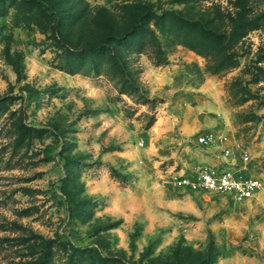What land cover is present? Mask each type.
Returning a JSON list of instances; mask_svg holds the SVG:
<instances>
[{"label":"rangeland","instance_id":"obj_1","mask_svg":"<svg viewBox=\"0 0 264 264\" xmlns=\"http://www.w3.org/2000/svg\"><path fill=\"white\" fill-rule=\"evenodd\" d=\"M0 11V264H264V0H0ZM107 14L128 44L97 70L89 56L61 69ZM232 19L250 24L228 50L204 44L206 32L229 38ZM209 131L261 179L252 198L173 184L219 162L221 146L196 142Z\"/></svg>","mask_w":264,"mask_h":264},{"label":"built area","instance_id":"obj_2","mask_svg":"<svg viewBox=\"0 0 264 264\" xmlns=\"http://www.w3.org/2000/svg\"><path fill=\"white\" fill-rule=\"evenodd\" d=\"M197 142L221 146L225 158L233 157L232 148L226 142V135L222 133L209 131L200 134L197 136ZM240 155L247 160L248 150L242 148ZM172 182L183 190L223 193L237 200L252 198L262 188V181L258 176L243 172L233 162L194 165L189 169L178 171L173 176Z\"/></svg>","mask_w":264,"mask_h":264},{"label":"trees","instance_id":"obj_3","mask_svg":"<svg viewBox=\"0 0 264 264\" xmlns=\"http://www.w3.org/2000/svg\"><path fill=\"white\" fill-rule=\"evenodd\" d=\"M30 7L33 8V5H30ZM2 12L3 11H0V14H4ZM77 13H78V11H77ZM80 18L81 17H79L75 21H71V24L73 25L76 22H79L78 20H80ZM166 19H167V17L163 18V20H162L163 24L166 23V21H165ZM232 23H233V29L230 33L231 35L229 38L226 37L224 33H218L217 30L214 32H206L207 34L210 33L209 36H211V42L209 41L210 39L207 37L204 40V44H208V43L211 44V48H213V49H216V48L225 49L226 48L228 50V47H227L228 43L231 40H234L237 37H239L241 35L239 30L241 28H243L245 26V24H250V21H248V20L236 21V20L232 19ZM65 24L66 23L63 19H61L57 22V25L59 26V28L63 27V25H65ZM98 24L100 26L99 28H100L101 32H100V34L98 33L99 35H97V37H95L93 42L88 41L80 49H74L73 51H68V50L66 51L67 57L69 56L68 53H72V54L77 55L76 57H78L79 63L77 62L73 65L71 63H67L61 69H65L66 71H68L70 73L76 72L84 65V61H82V60H85V57L89 56L91 58L93 68L95 70H97L101 64H104V62H106V61L101 60L99 58L101 56H104L105 54H109L111 47H114V46L122 47V46L128 44L127 40L129 38L128 35L130 34L129 33L130 31H126V32L121 31V29H119V23L115 19H113L110 15L107 14V16L104 19L99 20ZM134 32H136V31L133 30L131 35ZM206 36H208V35H206ZM90 38H92V37H90ZM224 38H226V39H224ZM58 46L61 47L64 45L60 44ZM223 52H224V50H223ZM114 58H113V60H112V58L110 59V62L112 64L115 63ZM97 59H99L100 61H97ZM228 60H230V55L227 52V53H224V55H221V59L218 61L217 65H215L214 67L208 66L207 68L212 72H217V71L221 70L225 64H228L227 63V62H229ZM164 61H155V62L160 64ZM25 133L27 135V131H25L24 134Z\"/></svg>","mask_w":264,"mask_h":264},{"label":"crops","instance_id":"obj_4","mask_svg":"<svg viewBox=\"0 0 264 264\" xmlns=\"http://www.w3.org/2000/svg\"><path fill=\"white\" fill-rule=\"evenodd\" d=\"M196 142H197V140H196ZM220 152H221V150H220ZM218 155V157H219V162L218 163H216V164H223V163H227V162H233L234 164H235V159H234V157H229L228 159L227 158H225L224 157V155L223 154H217ZM227 159V160H226ZM226 160V161H225ZM249 199V198H248Z\"/></svg>","mask_w":264,"mask_h":264}]
</instances>
